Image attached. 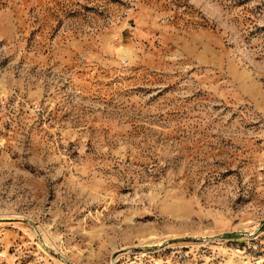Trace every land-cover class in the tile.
Returning <instances> with one entry per match:
<instances>
[{"label":"rangeland","instance_id":"1","mask_svg":"<svg viewBox=\"0 0 264 264\" xmlns=\"http://www.w3.org/2000/svg\"><path fill=\"white\" fill-rule=\"evenodd\" d=\"M0 264H264V0H0Z\"/></svg>","mask_w":264,"mask_h":264}]
</instances>
